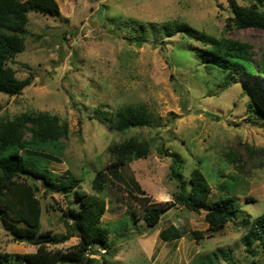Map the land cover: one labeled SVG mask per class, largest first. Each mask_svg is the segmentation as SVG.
Wrapping results in <instances>:
<instances>
[{
  "label": "rangeland",
  "instance_id": "rangeland-1",
  "mask_svg": "<svg viewBox=\"0 0 264 264\" xmlns=\"http://www.w3.org/2000/svg\"><path fill=\"white\" fill-rule=\"evenodd\" d=\"M55 1L56 16L27 13L24 49L7 64L19 80L30 76L32 82L17 96L0 93V117L45 111L67 124L68 137L62 140L60 162L43 156H24L23 161L62 178L81 176L82 189L92 193L96 172L114 160L110 146L130 139L148 145L145 158L118 169L116 175L107 173L101 224L110 231L109 252L96 249L90 255L93 264H205L202 261L214 253L213 264H264V248L253 243L247 252L242 241L250 222L264 213V127L248 114L251 94L245 86L258 84L264 106V80L237 71L229 86H221L189 51L196 43L189 45L179 34L164 32L186 23L215 37L237 39L251 46L256 66L264 58V29L229 30L227 0ZM235 1L247 5L246 0ZM120 106L146 108L149 123L115 131L94 119L97 108ZM171 155L181 159L176 170L186 181L190 170L201 169L211 188L209 203L222 193L223 180H237L230 193L239 210L234 222L211 233L203 211L173 204L177 187L170 178ZM67 196L37 193L42 207L39 232H69L57 210L67 204L78 208L76 196ZM133 196L166 209L155 227L142 220L149 204L141 207ZM171 225L183 237L161 241L159 232ZM77 242L72 236L49 249L67 252ZM35 250L27 241H14L0 224V252L13 258L8 264H26L15 256Z\"/></svg>",
  "mask_w": 264,
  "mask_h": 264
},
{
  "label": "trees",
  "instance_id": "trees-1",
  "mask_svg": "<svg viewBox=\"0 0 264 264\" xmlns=\"http://www.w3.org/2000/svg\"><path fill=\"white\" fill-rule=\"evenodd\" d=\"M246 1L247 5H239L235 0H227L232 14L226 25L229 30L264 29V0ZM28 12L56 16L59 6L55 0H0V93L8 97L21 94L32 82L30 76L19 80L7 64L24 49ZM164 30L167 36L179 34L189 45L196 43L198 46L191 47L189 51L197 57L202 70L213 75L212 80L219 82V85L229 86V80L236 78L234 73L237 71L246 77L264 80V58H260L255 66L251 60L250 45L237 39L212 36L186 23L178 24L172 31ZM245 87L251 94V102L247 104L248 114L264 127V106L260 96L263 92L255 83ZM93 116L100 124L108 123L115 131L142 128L151 118L142 106L100 107L93 111ZM26 134L29 136L26 137ZM67 137V124L45 111L22 112L13 118L0 117V224L14 241H27L36 248L33 253L15 256L26 264H93L95 259L90 255H95L96 249L108 253L110 231L101 224L106 211L103 193L108 181L107 173L116 175L118 169L148 154V145L135 139L110 146L108 150L114 160L96 172L91 181L92 193H87L81 187V176L62 178L47 168L23 161L24 156H43L50 162H60L65 150L62 140ZM170 157L174 164L170 178L177 187L173 204L194 213L203 211L207 230L211 233L219 232L227 223L234 222L239 210L230 193L235 190L237 180L229 177L233 179L232 184L223 180L219 185L222 193L213 203H209L211 188L201 169L197 166L190 170L186 181L176 170L182 166L181 159L173 155ZM40 191L43 196L49 192H59L64 198H68L69 193L76 196L78 208L70 204L64 208L57 207L68 233L39 232L42 207L37 193ZM134 198L141 207L149 204V199L144 196ZM165 211V208L149 204L142 214V220L153 228ZM74 226L79 229L78 233ZM183 235L181 230L171 225L162 229L158 237L163 242L171 243ZM192 235L198 238L199 233L193 232ZM72 236L78 242L67 252L49 249V246L63 244ZM242 241L247 252H251L249 247L253 243L264 248V213L250 222ZM206 258L202 262L213 264L217 253ZM11 259V254L0 252V264H8ZM103 264H106L105 260Z\"/></svg>",
  "mask_w": 264,
  "mask_h": 264
},
{
  "label": "water",
  "instance_id": "water-1",
  "mask_svg": "<svg viewBox=\"0 0 264 264\" xmlns=\"http://www.w3.org/2000/svg\"><path fill=\"white\" fill-rule=\"evenodd\" d=\"M74 230L78 233L79 232V229L76 227V226H74Z\"/></svg>",
  "mask_w": 264,
  "mask_h": 264
}]
</instances>
